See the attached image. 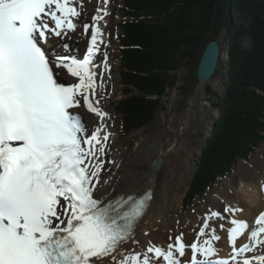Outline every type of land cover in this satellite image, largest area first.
I'll return each instance as SVG.
<instances>
[{"label": "snow or ice", "instance_id": "6c2138e0", "mask_svg": "<svg viewBox=\"0 0 264 264\" xmlns=\"http://www.w3.org/2000/svg\"><path fill=\"white\" fill-rule=\"evenodd\" d=\"M103 3L82 25L91 38L80 58L70 44L49 41L77 30L82 0H0V264H97L104 257L110 264H264V211L249 230L232 215L241 209L227 205V257H218L220 236L209 223L225 217L211 209L190 244L181 233L166 246L121 249L139 243L134 228L151 190L107 202L96 196L110 136L108 113L92 102L97 72L89 68L99 51L97 22L109 15ZM61 70L78 82H60ZM81 106L101 120L90 134L72 111ZM246 231L247 242L237 246ZM187 249L190 259L182 261Z\"/></svg>", "mask_w": 264, "mask_h": 264}, {"label": "trees", "instance_id": "16d2710c", "mask_svg": "<svg viewBox=\"0 0 264 264\" xmlns=\"http://www.w3.org/2000/svg\"><path fill=\"white\" fill-rule=\"evenodd\" d=\"M122 9L117 59L123 96L114 107L122 135L153 119L179 67L196 54L200 58L208 40L225 30L227 60L218 69L226 80L214 104L218 118L183 199L186 205L264 141V0H122Z\"/></svg>", "mask_w": 264, "mask_h": 264}, {"label": "rangeland", "instance_id": "374dc122", "mask_svg": "<svg viewBox=\"0 0 264 264\" xmlns=\"http://www.w3.org/2000/svg\"><path fill=\"white\" fill-rule=\"evenodd\" d=\"M110 4V7L112 8L110 11L111 14L109 15L110 19L98 22V25L101 27L102 24L105 26L108 22V25H110L108 31L111 33L110 40L107 39L105 32L102 33L101 41L103 43H101L98 53L99 58H103L107 52L110 54V60L107 61L110 66L108 70L105 69L106 71H103V74L112 81L108 86V97L103 102L104 105L107 106V109L110 110V116L107 117L109 124L107 132L110 133V136L106 142L103 155L105 165L102 168V173L117 172L116 170L120 169L119 166L122 162L123 165L121 168L125 169L124 167L128 162L127 160H129L128 158H131V154L135 152L139 146L145 147L150 145L151 141L162 131L165 132L168 130L167 132L170 133V135L174 134L178 123L180 125L182 124L180 127L183 128V121L185 116L187 117L188 115L187 121H189L188 125L191 132L190 138L193 142L190 143L191 146L189 144L188 152L185 150L181 151V166L183 167V165H186V168L184 169L181 167L180 172L173 183V188H176L174 197L176 196L175 198H177L180 195L182 201L178 205L173 203L164 220L160 223L161 226L159 225L158 229L153 232H158L162 235V231L167 232L172 228H176L184 220H187L186 227L188 229L196 231L197 229L194 228V225L190 224H195L196 227L200 226L202 218L210 209L220 211L223 215V207L225 205L230 206L229 203H224L218 207L214 206V204L216 202L218 203L220 199L226 198L231 187H234L237 190L239 189L242 180L241 177L243 175L242 171L246 168L250 170L256 169L259 162L264 163L263 141L260 148L256 149L248 160L239 159L227 177L219 179L210 189H207L204 195L199 199L183 205V199L185 198L190 182L193 179L196 165L204 148L205 141L218 118V110L214 104L217 102L216 95H220L223 92L225 85L224 82L226 80V76L218 69L219 65L225 68L224 62L227 60V40L225 30L221 29L219 36L215 38L219 42L221 51L223 50L222 58L219 60L210 82H204L203 93H198L199 82L197 78L195 79L194 77L197 60L199 59V56L197 57L196 54V57L185 61L175 73L173 85L166 88L162 96L160 107L156 111L153 119L139 129H136L127 135H122L119 132V118L115 113L114 107L115 102L123 96L121 92L122 85L120 84V78L118 75L119 65L117 56L119 53L118 36L121 33L120 26L124 21V11L122 9V0H110ZM93 10L94 8H92V11ZM91 12H89L88 15H90ZM91 18L90 16L87 17L85 19L86 22L90 23ZM82 25L81 27L83 28ZM82 38L83 36H79L76 41L81 42ZM82 49L83 46L81 47L80 45L79 51H82ZM208 90L212 93L208 94ZM78 112L81 114L84 121H86V126L90 131L93 128L92 121L90 120L97 118V116H90L82 109H78ZM87 115H89V118H86ZM132 168L142 169V167L137 168L136 166ZM213 221L215 220H211L210 222ZM161 228H163V230ZM154 237L156 240V233Z\"/></svg>", "mask_w": 264, "mask_h": 264}, {"label": "bare ground", "instance_id": "6f19581e", "mask_svg": "<svg viewBox=\"0 0 264 264\" xmlns=\"http://www.w3.org/2000/svg\"><path fill=\"white\" fill-rule=\"evenodd\" d=\"M110 0H108L107 11L109 15L111 14L112 8L110 7ZM104 8L105 5L103 0H82V8L81 15L75 21L77 23V30L74 32H69L67 36L63 39L58 37H53L49 44L55 46L57 43H68L71 45L72 50H77L83 46L84 50L87 48L88 35L84 33L81 24L86 22V18L93 16L96 14V8ZM92 8L94 10L92 11ZM92 11V12H91ZM90 13V15H88ZM107 15L104 17L102 21H106L110 19V16ZM98 21V22H100ZM79 22V23H78ZM92 20H90L91 24ZM101 29V35L103 32L106 33L107 39L110 40V25L108 22L105 26L102 24V27L98 25ZM101 35L98 38L99 48L101 46ZM79 36H83L82 41L77 42ZM59 50V49H58ZM97 51L93 58H98ZM223 50L221 51L222 58ZM107 61L110 60V54L107 52ZM105 58V56H104ZM98 60V59H97ZM99 61V60H98ZM100 62V61H99ZM107 67L97 68L95 72H97L96 76V84L98 87L96 88L97 96L93 99V104H96V100H99V107L106 113L107 116L103 119V124L105 125L106 130L109 129V124L107 117L110 116V110L107 109V106L104 105V100L108 97V86L112 81L110 78L106 77L103 74L105 69L108 70L109 64ZM62 72V71H61ZM102 73V75H101ZM99 85H102L99 86ZM204 81H199L198 83V93H203L204 91ZM80 107L73 109L72 111L78 112ZM85 112V111H84ZM80 115V113H79ZM186 115V114H185ZM188 117V115H187ZM185 116L182 124L178 123L177 129L174 131V134L170 135L167 131H162L158 134V136L153 139L150 145L147 146H139L135 152L131 154V158H128L127 164L121 168L122 164L119 166L120 169L116 170L114 173H102V169L99 175V184L96 192L97 198L108 199L116 194L124 193H135L139 194L146 188L151 189V199L149 201V205L147 210L143 214V216L136 222L134 232V239L137 240L138 244H133L131 240L127 243L122 244L121 249L128 250L131 249L133 251H141L144 247H146L148 241H152L155 244H159L162 246H166L169 242L168 238L175 237L176 235H180L183 233L184 241L186 244H190L193 240L196 239L195 233L199 231V228L202 226H197L195 224L194 228L196 231L188 229L186 227L187 220H184L179 224L178 227L172 228L167 232L162 231V235L158 232H153L158 229L159 225L161 226V222L164 220L166 214L174 204H179L182 201V197L179 195L177 198L174 197L176 188H173V183L178 176L181 169V151L185 150L188 152L189 144L193 141L190 138V130L188 125V118ZM84 120V119H83ZM92 126H98L101 123L100 118H93ZM182 121V120H181ZM180 121V122H181ZM85 123V122H84ZM86 125V123H85ZM195 126V125H194ZM195 128V127H194ZM92 130V129H91ZM90 130V131H91ZM167 132V133H166ZM171 137H170V136ZM191 146V144H190ZM161 158L162 163L157 171L152 170V164L155 159ZM101 159L104 158L103 156ZM105 165V164H104ZM136 166L142 167V169L132 168ZM104 167V166H103ZM109 167V166H108ZM113 167V166H112ZM116 167V166H115ZM114 167V168H115ZM182 168H186V165H183ZM250 168V167H249ZM104 172V171H103ZM243 175L241 177V183L239 189H235L234 187H229V193L226 198L220 199V201L214 204V206L218 207L224 203H229L233 208H239L240 211L233 213L232 215L235 218L243 219L247 221L249 224V230L254 226V221L256 217L259 215L260 211L264 210V163L259 162L256 169L250 170L248 168L244 169ZM107 181V183H105ZM238 187V186H236ZM216 209V208H215ZM225 219L223 221L215 220L210 222L211 228H215L217 230L216 234L220 236V239L215 242V247L217 248L218 257L224 258L227 257L231 252V247L227 240V227H229L228 219L229 214L223 213ZM220 223H224L225 229H220ZM179 228V229H178ZM163 230V228H161ZM147 233V235H145ZM156 233L157 241L154 239ZM247 241V231L245 234L238 238L237 246L243 244ZM190 259V249L186 250V255L182 258V261H187ZM97 264H110V257H104L101 261H98Z\"/></svg>", "mask_w": 264, "mask_h": 264}, {"label": "water", "instance_id": "95a60500", "mask_svg": "<svg viewBox=\"0 0 264 264\" xmlns=\"http://www.w3.org/2000/svg\"><path fill=\"white\" fill-rule=\"evenodd\" d=\"M210 53L209 56L205 55V52ZM221 48L219 42L215 38H210L206 43L201 56L199 58L198 64L195 70V76L199 81L210 82L214 71L221 59ZM162 163L161 158L154 160L152 164V170L157 171Z\"/></svg>", "mask_w": 264, "mask_h": 264}]
</instances>
